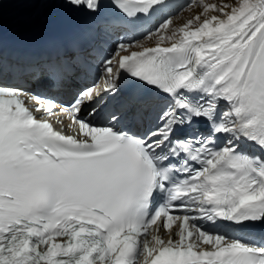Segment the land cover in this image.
I'll return each instance as SVG.
<instances>
[{
	"label": "snow or ice",
	"instance_id": "1",
	"mask_svg": "<svg viewBox=\"0 0 264 264\" xmlns=\"http://www.w3.org/2000/svg\"><path fill=\"white\" fill-rule=\"evenodd\" d=\"M109 2L106 29L165 17L154 47L121 42L103 62V92L121 72L150 90L125 109L139 132L97 122L100 84L59 106L75 134L39 119L56 102L22 84L70 60L8 59L0 41V264H264V0H193L179 27L170 0Z\"/></svg>",
	"mask_w": 264,
	"mask_h": 264
},
{
	"label": "bare ground",
	"instance_id": "2",
	"mask_svg": "<svg viewBox=\"0 0 264 264\" xmlns=\"http://www.w3.org/2000/svg\"><path fill=\"white\" fill-rule=\"evenodd\" d=\"M13 1L14 0H2L3 6H2V8H0V13H4L5 12L4 8H6L8 5H10L11 2H13ZM101 2H102V5L104 2L110 3L109 0H101ZM209 2H218V0H209ZM225 2L232 3L233 0H225ZM45 4H47L46 6H48L49 0L44 3V6H45ZM170 4H171V8L169 11L171 13L172 20H173V23L170 27L182 26L184 23L187 22V20L191 19L193 16L197 15L201 11V9L199 7H197L195 3H193V0H170ZM189 4L192 5L190 8L187 7V5H189ZM101 10H104V5H103ZM24 11H21L20 14H22V12H24ZM29 12H32V11H29ZM50 13L51 14H48L47 17H49L50 15H53V13H59V18L63 17L64 15L76 17L79 14V13L72 11L70 8L64 7L63 4L58 5V6H56V5L53 6L51 8ZM25 16L26 15L17 16L14 19H10L9 21H7L6 23H3V24L4 25H8V24L14 25L19 20H22ZM164 18L165 17H161L158 15L153 16L149 20L152 21L153 23H156L155 24L156 26H150L149 28L144 27L142 30H140L138 33H136L134 36H131L130 39H127V40L121 39L120 43L123 42V43L133 45V47L131 48L132 51H140L141 50V48L136 47V45H143L144 47H154L156 44V40L155 39H146V36L148 35V32L150 30H155V28L158 26L159 22H161ZM157 19H161V20H157ZM58 20H56V21H58ZM133 39H135V41H133ZM110 54H111V51L108 52L107 56H110ZM121 54L123 55V54H127V53H121ZM103 62H104V60H103ZM103 62L99 63V68H101L103 66ZM43 89L44 88H39V92L37 94H35V93H33V94L39 95L43 98H47V97L52 98L53 96H55L52 94V91L48 92V93H46V91H44V93L41 92V90H43ZM102 94H103V91L101 89L99 96H103ZM108 94H114L115 95V93H108ZM45 115H47V114H45ZM48 116H54L57 118H64L65 117L64 114H62L60 112H56V111L53 115H48ZM97 122L98 123L104 122V115L102 113H101L100 117L97 119ZM162 231L164 232V230H162Z\"/></svg>",
	"mask_w": 264,
	"mask_h": 264
},
{
	"label": "rangeland",
	"instance_id": "3",
	"mask_svg": "<svg viewBox=\"0 0 264 264\" xmlns=\"http://www.w3.org/2000/svg\"><path fill=\"white\" fill-rule=\"evenodd\" d=\"M44 0H33L31 2V5H27L25 7V11L24 12H29V11H37L40 7V5L42 4ZM49 10V9H48ZM20 12H12V13H8V12H4V13H0V22L2 21H6V20H9L11 18H13L15 15H19ZM119 45V44H118ZM116 52V50H115ZM101 76V75H100ZM101 77H104V74H102ZM98 81V80H97ZM103 83V82H102ZM99 84L101 85V83L99 82ZM164 237H168V235H165Z\"/></svg>",
	"mask_w": 264,
	"mask_h": 264
}]
</instances>
